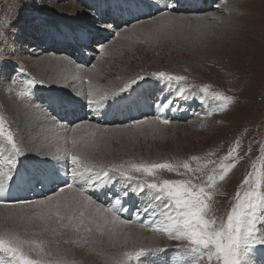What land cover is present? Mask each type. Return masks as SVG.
Wrapping results in <instances>:
<instances>
[{"label": "rangeland", "instance_id": "rangeland-1", "mask_svg": "<svg viewBox=\"0 0 264 264\" xmlns=\"http://www.w3.org/2000/svg\"><path fill=\"white\" fill-rule=\"evenodd\" d=\"M124 1L125 3H123ZM209 2L210 4L204 12L209 19L208 21L213 23L214 29H216L217 27H223L222 24L216 23L217 19L220 23L227 20L228 22H223L224 24L226 23L223 28L225 29L227 24L231 25L232 29L230 31L234 33V39H228L226 42L220 40V46L215 41L214 43L211 42L209 48L202 50L200 53H195L197 56H192L194 53H187L186 42L181 45V41H172L173 35L168 30L165 29L159 36H155L152 33L150 35V31H148L149 25L151 24L153 29L158 27V25L150 23L151 19L148 16L158 15L157 13L162 10L160 6L164 5V3L160 4L159 8H156V12H152L151 6H154L152 0H122L120 2L122 4L121 7L118 6L115 11L117 18L115 21L113 14H109L106 11L107 6L112 5L110 0H0V119L4 120L5 128L12 131L17 143L21 146L26 145V150L16 157L14 166L11 168L7 166L0 168V170L10 172L11 179L6 180V185L13 186V182H17L15 178L16 172L24 171L31 176L34 172L42 171L41 166L46 162V159L49 161L54 158V156H47L46 151L40 157L29 156V149L35 150L38 146L32 143L37 139L34 131L32 132L28 129L26 131L23 128L26 123L27 112L31 109L35 111L42 110L46 115L54 118L48 104H52L58 109L59 107L62 108L65 103H68L69 107L72 108V105H80L82 107V102H86V98L82 99L71 94L72 92L68 90L71 88L60 85L61 75L54 72V67H44L37 63L39 58L46 55L61 57L60 59L62 60L63 58H68L86 68L93 67L95 61L99 59L103 64L100 71L103 73L101 85L104 88L101 85L99 87L100 93L103 94H107L108 92L106 91L110 89L119 90V88L129 82L130 78H134L138 74L144 75L145 72L165 71L172 75H183L186 77V80L178 85L176 82L163 81L151 75H145L143 79L133 83L127 90H124V95L115 96L114 98L118 101L120 108L117 106L118 110L116 109L113 112V106L111 105L109 113L104 116L105 118H116V120H119L121 118V116H118L119 110L127 107L128 104L125 97L129 98L130 102L131 97L137 96L146 102V109L139 108V105L129 104L130 111L123 110L128 115L127 117L123 116L124 119L116 124L104 125L131 127L134 125L131 120L143 119V117H147L146 120H149L151 119L150 117H154V109L156 107L154 109H151V107L153 105L156 106L154 104L155 100L158 101L163 97L164 100L171 101L174 104L173 107L178 108L175 112H171L172 115H177L179 114V109L181 111L186 108V110L180 112V119L169 123L174 124L175 121H178L177 124L180 125V128L159 129L158 132L152 133L149 138H146L145 129L142 130L141 134L139 128L133 126L130 129L131 131L128 132L129 138L125 136H118L119 138H117L114 134L110 140L97 142L101 146L100 149L89 152L82 150L83 154L79 151V154L86 155L87 161L90 160V164L95 167L94 172L86 171L85 168L80 167L79 163L73 165L68 154L61 152L60 156H58L60 157V163L57 166H61L62 170L65 171V175L63 177L59 176L60 182L55 180L53 183L51 178L50 181L53 183L51 188L38 189L39 186H42L39 183L46 179L37 172V174L27 180L28 182L35 180V186L27 184L26 188H21L23 193L18 191L15 200H20L22 196L23 200H39L51 195L63 185L71 183L68 177L69 173L67 175L66 172L67 162L80 172V174L70 175L74 185L73 189L77 186L84 187L87 189L86 194L90 197L97 195L96 191L98 188L96 186L100 180H105L95 178L101 166L111 167L114 164H123L127 167L130 163L167 162L176 166L188 162L190 168L196 171L187 172L181 167L179 171L173 172H169L166 169L158 170L156 175L152 177L141 176V174L134 172L132 174L141 176V179L145 182L159 183L165 179H192L193 183L203 186L207 184L208 175H215L218 172L221 158L233 148H236V151L233 152V157H237L234 161V167L226 175L225 180L220 181L217 176L216 183L206 188V191L210 193L208 217L215 218L217 225L222 221L226 222L227 214L235 203L237 191L242 193L244 188L252 186L242 187L244 178L250 174H252L250 178L253 181H259V189L264 192V0H210ZM96 5L99 6L100 10V18L97 20L94 19L96 14L99 13L96 11ZM134 5L142 7L144 9L143 13L136 15L132 9ZM227 6H231L229 9L232 11H237L233 18L228 19L223 15L228 11L226 10ZM113 7L116 9L115 6ZM219 7L220 11L218 10ZM136 10L139 12L138 7ZM106 12L108 17L103 20ZM73 18L77 19V25L71 23L74 20ZM45 19L47 25L56 32L57 36L64 37L65 43H70L62 44V48L69 50V53L54 51L53 48L46 51L39 49H36V51L34 49L31 50V48L26 51L23 49V47L29 48L31 45L25 37L30 30L33 37L45 32L43 28ZM137 19L145 23L144 26L139 27L137 36L132 34L133 36L130 35L126 39L124 37L121 38L125 35V30L132 28V24H136V26L143 24H138L136 22ZM32 23L37 25L31 26ZM38 24L41 25L38 26ZM65 29L67 30L66 33L63 31ZM78 31L80 35L77 33ZM88 32L94 35V39H96L95 35L100 39L89 50L90 44L88 42L92 43L94 41L88 38L91 35ZM116 32H120V35L116 36ZM104 36L106 37L105 41ZM39 38V36L35 37L38 40V44H40ZM74 42L76 46L72 54ZM101 44L105 45L106 48L99 50L98 48ZM80 58L83 61H80ZM127 76L130 78L125 81L124 78ZM30 78L37 81H47L49 84L42 85L38 83L30 89L26 86V81ZM89 82V78L84 79L86 85ZM50 84L54 88L50 87ZM150 84L153 85V91L148 90V85ZM205 84L209 87V98L201 101L200 89ZM72 86H75V84L72 83ZM180 86L197 93V95L192 97L178 96L177 92ZM61 87L62 90L59 89ZM41 88L46 89L45 98L39 93ZM47 90L56 91L59 96L48 93ZM214 91L232 97L228 102V107L222 111L218 109V102L210 98L211 93ZM21 92H27L29 95L21 96ZM130 92H133V95H130ZM186 94L188 93L186 92ZM60 100H63V103L55 102ZM76 113L75 109L67 112L71 116ZM89 118V116H84L81 120ZM163 118L169 119V117ZM163 118L160 121H155V119L154 121L161 126H168L169 124L165 125L161 122ZM54 120L56 123L63 124V122H58L55 118ZM146 120L140 124L146 123ZM90 122L94 123L93 121ZM65 123L67 122L65 121ZM75 123L76 121L74 120L65 125L70 128ZM159 136L173 137L172 139L163 138L161 140L158 139ZM128 139L130 140L128 145L131 151L127 152L124 148L127 143H124V141H128ZM30 141L31 143L29 144L28 142ZM70 149L72 150V147ZM0 150V163H2L3 157L7 159L11 155L10 145L3 137H0ZM193 156L196 157L195 160L192 159ZM24 160H27L29 164L34 163L35 166L31 165L32 168L30 166L25 168L21 165L19 167L20 161ZM209 160L215 161L216 165L209 164ZM38 162L41 166L36 167ZM227 162L233 161L230 158ZM99 165L100 168H97ZM53 169L57 168L54 167ZM118 178L125 182L124 179ZM87 181L91 182L90 188L86 185ZM122 184L119 183L117 189L125 191V193L119 198L118 202H113L111 206L115 203H123L122 200H126V203H135L137 207H140L141 201L139 197L143 193L136 187H130L127 183ZM111 186L108 188V192L104 193L105 196L110 194V192L111 194L107 197L103 194L107 202L113 196L119 195V190L115 189L116 185L115 187ZM67 190L69 189L65 188V193H67ZM39 191L43 193V197L35 198L33 195L35 193L38 194ZM156 194L158 195V193L149 189V198L152 199V202L146 205L148 207L156 206V212H158L159 209H163V205L161 202L156 201ZM143 196L146 197V193ZM8 200H12V198L10 197ZM147 200L143 201L144 207ZM107 202L104 203V207L108 206ZM154 203L155 205L152 206ZM16 205L18 204L15 203L12 206ZM138 212L140 210L137 211L135 220L138 218ZM143 212L144 215L141 218L146 217L145 210ZM260 213H264V209H259L258 215ZM155 217L161 218L159 215ZM19 218V214H11L5 220L0 219V233L10 232L24 240L43 241V246L46 250L44 254L40 257H37L35 252H29L28 254L32 258L44 260L46 264H110V259H112L111 264H155L152 259L154 257L158 259L160 256L165 259L164 263H166L167 257L165 255L161 254L158 257L160 251H148L139 258L140 261L136 260L135 254L141 247L164 249L167 244L177 247L181 243L175 239H168L166 233H157L152 228L150 233L161 238L163 241L160 243H165L164 247L154 244L152 246L142 244L143 246L139 247L137 246L138 243H129L126 238H119V236L112 234L113 238L119 242V245L115 249L116 252L111 250L104 254L105 250L99 247H97V250H93L96 245L102 242L99 236L95 237L94 231L91 233L81 232L79 236L72 235L69 237L62 235L59 237V243L56 246L52 239L54 236L50 232L43 231L39 221L26 220L28 222H25ZM124 218L135 221L132 212L129 210H125ZM257 225L264 228V224H261L260 220L257 221ZM92 230H94V227H92ZM73 237L76 245L71 242ZM65 241L69 242L66 243ZM36 246V244L32 245L33 248ZM110 246L115 245L111 244ZM24 247L27 252L28 245ZM170 250L174 252L168 253V255H171L173 259L176 258L175 264H194L197 256L194 248L182 246ZM49 251L51 252L50 255L48 254ZM96 251L103 253L96 256ZM254 258L255 256H250L248 252L242 257V262L245 263ZM261 258H264V256L255 260V264H264V262H258ZM8 259L9 257L0 251V261ZM253 261L248 263L251 264Z\"/></svg>", "mask_w": 264, "mask_h": 264}, {"label": "snow or ice", "instance_id": "snow-or-ice-1", "mask_svg": "<svg viewBox=\"0 0 264 264\" xmlns=\"http://www.w3.org/2000/svg\"><path fill=\"white\" fill-rule=\"evenodd\" d=\"M192 3L195 5L196 0H192ZM200 12L202 10H197L195 7L190 11H180L177 0H166L162 10L157 13L158 15L148 16L152 24L158 25V27L153 29L150 24L149 31L153 35L159 36L165 30V26L162 24L163 20L166 19L169 22L166 27H181L191 24L193 17L179 15L180 13ZM195 19L199 20L201 17L197 16ZM136 22L138 24L143 23L140 19H137ZM132 28L135 29L136 24H132ZM115 35L119 36L120 32H116ZM103 47V44L99 45V50ZM145 75H151L163 81L176 82L178 85L186 80L183 75H172L165 71L145 72L144 75L138 74L136 77L130 78L128 83L119 88L118 91L110 94L94 95L90 89L86 96V103L90 109L98 108L100 103L107 97L127 90L133 83L143 79ZM38 83L43 85L47 84V81H37L30 78L26 81V86L31 89ZM68 87L74 89L72 85H68ZM200 93L201 101L209 98V87L207 84L200 89ZM20 95L27 96L29 93L21 92ZM177 95L192 97L196 96L197 93L180 86ZM210 98L218 102V109L221 111L228 107V102L232 99L230 96L215 91L211 93ZM49 119L53 123L56 122L53 117L49 116ZM146 119L147 117H143V119H136L131 122L132 124H140L145 122ZM154 119L155 121H160L162 116L155 115ZM90 121L94 120L91 118L83 119L73 124L74 126L70 128L65 124L62 125L66 133L71 132L72 134L65 141L67 143V140L70 139L73 146L72 151L65 149L72 164L77 165L79 163L80 167L85 168L88 172L92 171V169L85 167L88 163L87 157L80 155L79 150H93L97 146L96 133L107 131V129L102 127V124L91 123ZM162 122L165 125L170 123L167 118H163ZM87 129H94L95 131L87 133ZM0 137H3L11 148V155L0 163V168H5V166L11 168L16 162V157L26 150V145L21 146L17 143L12 131L5 128L3 119H0ZM235 151L236 148H233L221 158L218 172L215 175H208L207 184L203 186L193 183L192 179H165L159 183L145 182L141 179L143 175L148 177L155 176L158 170L166 169L169 172H173L179 171L182 167L187 172L196 171L190 168L188 162L176 166L167 162L130 163L127 167L123 164H114L111 167L101 166L96 178L109 179L110 177L118 176L125 181L135 182L140 190L147 188L158 193L156 201L162 203L163 209L159 213L152 209L151 214L153 217L159 215L161 219H152L146 222L152 225L155 232L166 233L168 239L180 241L181 243L177 245L178 248L182 246L194 248L197 252L194 264H242V257L253 246L257 244L264 245V228L257 225L258 220L261 221V224H264V213L258 215V210L264 209V192L259 189V181H253L250 178L252 174L244 178L242 187L252 186L244 188L242 193L237 191L235 203L227 214L226 222L222 221L217 225L215 218H209L207 215L210 208L208 203L210 193L206 191V188L216 183L217 176L220 181L225 180L226 175L234 167V161L237 159V157H233V152ZM60 152V148H57L55 152L47 149V154L54 157L60 156ZM230 158L233 162H227ZM192 159L195 160L196 157L193 156ZM208 163L216 165V162L212 160H209ZM133 172L141 174V176L134 175L132 174ZM73 174H80V172L74 169ZM10 179V172L0 170V197L4 193L6 180ZM73 186V183H67L51 195L39 200H8L0 198V204L35 205L40 211L35 214L34 218L40 222L43 231L50 232L53 236L67 235L71 237L72 235L79 236L81 232L91 233L93 230L88 226V223L95 222L98 219V216L90 211L93 206L97 209V213L104 212L111 215L114 219H119L112 206L105 208L103 204H97L94 199L86 194L84 187H75L71 196L66 194L65 188L73 190ZM103 222L107 224L109 221L105 217ZM122 222L128 223V221ZM97 227H99V224H97ZM71 242L75 243V241ZM33 244L37 246L33 248ZM25 245H28L27 252L25 251ZM43 245V241L24 240L13 233L2 232L0 233V251L5 253L9 259L0 261V264H46L44 260L32 258L28 254L29 252H35L36 256L40 257L46 251ZM151 250L162 251L164 249L141 247L135 254L136 260L140 261L139 258ZM48 254L50 255L51 252L49 251Z\"/></svg>", "mask_w": 264, "mask_h": 264}, {"label": "bare ground", "instance_id": "bare-ground-1", "mask_svg": "<svg viewBox=\"0 0 264 264\" xmlns=\"http://www.w3.org/2000/svg\"><path fill=\"white\" fill-rule=\"evenodd\" d=\"M110 1H111L113 6L118 8V5L120 4V2L122 0H110ZM209 1L210 0H208V2L206 3V2H202V0H196V3H198V2L200 3L198 6L205 5L204 9H201V8L198 9V10H202V12H200V13H204L206 11L207 6L210 4ZM152 2L154 4V6L151 4L152 5L151 6L152 12H156L157 11L156 8H159L160 4H162V3H164V5H165L166 0H152ZM123 3H125V1ZM127 3H129V2H127ZM177 3L179 4V10L180 11H190V10H192L193 7L198 8V6H193L192 0H177ZM164 5H162L160 7L163 8ZM137 7L139 9V12H137V10H136ZM229 7H231V6H227L226 7V10H228V11L225 14H223L228 19L229 18H233L234 14L237 12V11H232L231 9H229ZM132 9L135 11L136 15H140L144 11V9L142 7L135 6V5L132 7ZM218 10L219 11L221 10L220 7L218 8ZM72 12H71V14H72ZM200 13H189V14L180 13L179 15H185V16L193 17V20H192L191 24H187V25H184V26H181V27L169 28V27H166L169 22L166 19L162 21V24L165 26V29L168 30L173 35L172 36V39H173L172 41H176V40L181 41V45L184 42H186L185 45H186V48H187V53H189V54L194 53L192 56H194L195 53H200L202 50L204 51L206 48H209L210 45H211V42L214 43V41H215L216 44L218 46H220V44H221L220 40H223L224 42H226V40H228V39H230V40L234 39V33L230 31L232 29V26L227 24V27L225 29L223 28L224 26H226V23L224 24L223 22H228L227 20H225V21L220 23V21H218V19H217L216 23L217 24H222L223 27H217L216 29H214L215 26L213 25V23L208 21L209 19L207 18L206 14L205 13L204 14H200ZM197 16L201 17V19L196 20L195 17H197ZM68 18H70V17H68ZM76 20L77 19L72 20L71 23L72 24L75 23L77 25ZM144 24L145 23H143V24H141L139 26H136L135 29L129 28V29L125 30L124 31L125 35H123L121 38L124 37L126 39L128 36H130L132 34L133 35L136 34L134 36H137V33L139 32L138 31L139 27L144 26ZM63 31H64V33L67 32L66 29L63 30ZM77 33L80 35L79 31ZM150 35H151V33H150ZM81 39H83V38H81ZM117 41H120V40H117ZM103 48L105 49L106 46L104 45ZM33 49H31V50H33ZM36 49H38V48H36ZM195 56H197V55H195ZM60 58H58L57 56H53V55H46L44 57L39 58L37 60V63H39L40 65H43L44 67H47V66L51 67V68L54 67V70H55L54 72L61 75V80L59 81L60 85L68 87V85H72V83L75 84V86H73L74 89L71 88V89H68V90H70L72 92V93L70 92L71 94H73V95H75L77 97H80L82 99L86 98L87 93H88V91L90 89L93 91L94 95L103 94V93H100V89H99L101 83L103 82V80L101 79V77L103 76V73L100 71V69L102 68L103 64H102V62L99 59H97L95 61V64H94L95 67H90V68L87 67L88 68L87 69L86 67H84V66H82L80 64L74 63L72 59L63 58V60H62ZM79 60L83 61L81 58ZM84 61H86V60H84ZM85 78H89L90 82L88 83V85H86L84 83V79ZM129 78L130 77L127 76L124 79L126 81V79H129ZM49 86L54 88L53 86H51V84ZM49 86H47V87H49ZM152 87H153L152 84L148 85V90L149 91H153ZM56 88H58V87H56ZM59 89L62 90V87L59 88ZM116 91H118V90L114 91V89L113 90L110 89V90H108L106 92H108L107 94H109V93H113V92H116ZM47 92L51 93L53 95L59 96L56 91H53V90H51V91L49 90L48 91L47 90ZM117 95H124V92H118V93H115V94L111 95L110 97H107L104 101H102L100 103V106L98 108L93 109L94 113H97L99 115V117L102 115L103 116L102 117L103 120H108L110 122L111 121L112 122H117L118 120H116V118H105L104 117L107 113H109L111 105L113 106V108H112L113 112H114V110L117 109V106L119 107L118 101L116 100V98H114ZM130 95H133V92H130ZM125 100L127 101L128 104H127V107H124L123 109L119 110L118 116H121V118L119 120H122V119H124L125 116L126 117L128 116V115H126V113H124L123 110L130 111L129 104L139 105V108H144V109H146V107H147L146 102H144L142 99H140L137 96L131 97L130 102H129V98H127V97H125ZM55 102L56 103L57 102L63 103V100L55 101ZM77 102H79V100H77ZM111 102H114V103H111ZM155 102H154V104L156 106L153 105V107H151V109L152 108L154 109V107H156L154 109L155 115H160V116H162V118L163 117H169L170 123H172L173 120L180 119L181 118L180 112L186 110V108L182 109L181 111L179 109V112H178L179 114L172 115L171 112L172 111L175 112L176 109H178V108H176L175 106H174L175 107L174 108L173 107L174 104H172L171 101L164 100V98L161 97L158 101L155 100ZM20 103H23V102H20ZM20 103H17V104H20ZM25 105H27V104H25ZM169 105H171V106H169ZM72 108L75 109L77 111V113H80L81 112L80 109H83L80 105H72ZM84 110H87V111L91 112V109L89 107H87V109L85 108ZM150 118L151 119L146 120L147 122L144 123V124H137V125L134 124L131 127H123V126H117V125H115V126H102L103 128L107 129V131L103 132V133L97 132L96 133V140H97V142H103V141H106V140H110V139H112V136L114 134L117 136V138L122 137V136H125L126 138H129L130 136H128V132L131 131L130 129H132L133 126H135V128L136 127L139 128L141 134H142V130L145 129V131L147 133V135H146L147 137L146 138H149L152 135V133L158 132L159 129L160 130H166V129H170V128L171 129L180 128V125L177 124L178 121H175L174 124H169L168 126H161L157 122L154 121V117H150ZM25 120H26V123H25L23 128L26 129V131H27V129L31 130L32 132L34 131V135L37 136L36 137L37 139L36 140L33 139L34 141L32 143L37 145L38 148L35 149V150L34 149H29L30 150L29 151V154H30L29 156H32V157L39 156L40 157L41 154L45 153V151L47 152V149H49L52 152H55L57 148H60L61 152H64V153H67L65 151V149H67L68 151H72L73 150V146L71 144L70 139L67 140V143L65 142L67 137H70L72 135L71 132H67L66 133L64 128L62 127V125L66 124V123H63V124L62 123H56V122L53 123L49 119V116L46 115V113L44 111H42V110L35 111V110H32V109L29 112H27V119H25ZM59 125H61V127H59ZM110 125H113V124H110ZM184 128H185V126H184ZM180 130H179V132H180ZM94 131H95L94 129H87V133H92ZM173 136H164V137H160L159 136L158 139H161V140H163V138L172 139ZM129 142H130L129 139H128V141H124V143H127L126 146L124 147L127 152L131 151V150H129L130 149V146L128 145ZM28 143L30 144L31 141L28 142ZM70 147H72V150L70 149ZM100 148H101V146L97 143V146L93 150L100 149ZM79 151L82 154L84 153L82 150H79ZM89 151H92V150H89ZM47 156L53 157V156H50V155H47ZM2 159H3V161L6 160L5 157H3ZM63 160H64V158H63ZM88 162L89 163H87V165L85 167L86 168H91L92 171H93L95 169V167L92 164H90V160H88ZM30 167L32 168V166H30ZM97 168H100V165L97 166ZM45 169H46V171L48 173L43 172V170L42 171H37L41 176H43L44 179H46L44 181L45 183H43V182L41 183L40 182V184L42 186L41 187L39 186L38 189H41V188L44 189V188H48V187L51 188L52 187L53 183H51V181H50L51 177L48 175L49 171H50V167L46 166ZM57 169L61 170V167H59ZM37 172H34L33 175H31V176H34L35 174H37ZM64 175H65L64 170L59 171V173H58V175L56 177L57 178L56 180H58L60 182L61 179L59 178V176L63 177ZM31 176L29 174H27L26 172H24V171H20L19 173H17V175L15 177L17 182L16 183L13 182V186L5 184L4 193H3L2 197H0V198L9 199L11 197L12 200H15V197L18 195V191H20V193H23V191H21V188H26L27 184H32L33 186H35V184H34L35 180H32V182H28L27 181L28 178L31 177ZM96 177H97V175L95 176V178ZM117 178H118V176L117 177H110L109 179H105L103 181L100 180L98 185L96 186L98 188V190L96 191V194L98 196H101L102 199L99 200V202H97L95 200L96 197L92 196L91 198L94 199L97 204H103L104 205V203L107 202V200L104 198V196H105L104 193L108 192V190H109L108 188L110 187V185H112L111 187H113V186L115 187V185H116L115 189H117V187L119 186ZM89 182L90 181H87V184H86L88 188H90V183ZM122 183H126V181L122 182ZM133 184H135V182ZM136 189H139V188L136 187ZM117 190H119V189H117ZM73 191H74V189L73 190H67L66 194L71 196ZM139 191L141 193H143V194L145 193L143 190L139 189ZM124 193H125V191L119 190V195L118 196H113L112 199L107 202V205H108L107 207H110V204L112 205L113 202H115V201L118 202L119 198H121V196ZM103 194H104V196H103ZM110 194H111V192H110ZM110 194H107V196H109ZM143 194H140L141 196L139 197L140 198L139 200L141 201L140 208L145 210L143 201H145L147 198L145 196H143ZM33 196L35 198L43 197V193L39 191L38 194L35 193ZM107 196H105V197H107ZM156 196H157V194H156ZM44 198L45 197L40 198V199H44ZM20 200H23V196L21 197ZM14 204L15 203L0 204V219L5 220L11 214L12 215L19 214L20 215L19 219H21V220H23L25 222H28L26 220L38 221V220H36L34 218L35 214L39 213V211H40V209L38 207H36L35 205L22 206V205H19V204L16 205V206H12ZM107 207H105V208H107ZM112 207L114 208V211H116V216L119 217V219H114L111 215H109L107 213H104V212L97 213V209L95 208V206H93L90 209V211L93 214H96L98 216V219L95 222H89L88 226H90L91 228L94 227L93 234L95 235V237L99 236L102 239V242L99 243L98 245H96L95 248H93V250L94 249L97 250V247H99L102 250H105L104 254H106L108 251H111V250L115 251L116 247H118V245H119V242L113 238L112 234H115V235L119 236V238H122V237L126 238V240H128L129 243H132V244L138 243L137 246H139V247H141L143 245L152 246L153 244L154 245L163 246V247L165 246L164 245L165 243H160L163 240L161 238L156 237L152 233H150V229L145 228L141 222H137V220L133 221V220H129V219H126V218H122V217H125V210L121 209L122 203H115ZM155 208H156V206H155ZM137 211H139V209ZM156 211H157V209H156ZM86 215H87V212H86ZM105 217L109 221L107 224H105L103 222ZM146 217L149 218V219L154 218L153 216H146ZM146 217L141 218V220H146L145 219ZM122 221H128V223H123ZM97 224H99V227H97ZM82 236H83V234H82ZM59 237L60 236L52 237V239L56 243V246H57V241H58ZM72 241H75L74 237H73ZM140 242H141V244H140ZM111 244H113L115 246L111 247L110 246ZM74 245H76V243H74ZM109 247H111V248L109 249ZM176 248L177 247H174V246H171L170 244H167L164 247V250L159 252V256L162 254V255H165V257L169 258V257H171V255H168V253L171 254V253L174 252V251H171L170 249H176ZM91 250H92V248H91ZM182 252H183V250H182ZM102 253L103 252L96 251V256H99ZM158 259H159V262L161 264H164L165 259L163 257L160 256ZM262 260H264V258H261V261ZM111 261H112V259H110V264H111ZM182 263H183V261H182ZM246 264H250V263L247 262ZM251 264H255V260Z\"/></svg>", "mask_w": 264, "mask_h": 264}]
</instances>
